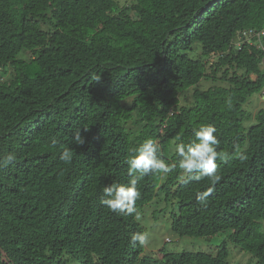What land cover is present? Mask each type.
Listing matches in <instances>:
<instances>
[{
  "label": "trees",
  "instance_id": "obj_1",
  "mask_svg": "<svg viewBox=\"0 0 264 264\" xmlns=\"http://www.w3.org/2000/svg\"><path fill=\"white\" fill-rule=\"evenodd\" d=\"M248 29L264 30V0H0V264H232L227 240L264 264V107L248 127L243 110L264 94V36L236 47ZM207 80L220 84L201 89ZM201 124L228 154L220 180L150 173L135 206L161 196L176 205L177 235L226 240L215 252L146 255L131 242L143 226L102 205L103 187L128 183L125 161L149 138L177 163L176 145Z\"/></svg>",
  "mask_w": 264,
  "mask_h": 264
},
{
  "label": "clouds",
  "instance_id": "obj_2",
  "mask_svg": "<svg viewBox=\"0 0 264 264\" xmlns=\"http://www.w3.org/2000/svg\"><path fill=\"white\" fill-rule=\"evenodd\" d=\"M99 81V78H97ZM231 104V101H228ZM87 131V128H84ZM217 129L211 124H201L193 129V139L187 144L178 143L176 145V153L178 162L169 165L164 159L158 155L159 149L156 142L149 138L143 141L139 146L133 149L125 161L128 165L129 180L127 184L112 183L103 187V196L100 203L113 212L135 215L136 220H140V213L135 204L140 193L137 189L140 177L150 173H169L175 168L183 170L190 180L201 181L208 178L213 184L220 180L218 175L217 160L228 158V154L220 153L217 147L220 141L216 135ZM73 143L82 146L85 138L81 135V128H77L72 133ZM54 145L55 140L52 142ZM235 154L241 160L245 159V155L239 151V146H235ZM15 157L9 154L4 158L2 163L4 166L11 163ZM60 159L65 163H71L73 160V149L65 148ZM212 189L197 195L200 203H205L206 199L211 195ZM131 242H137L144 246L148 242V234L144 232H134L131 234Z\"/></svg>",
  "mask_w": 264,
  "mask_h": 264
},
{
  "label": "rangeland",
  "instance_id": "obj_3",
  "mask_svg": "<svg viewBox=\"0 0 264 264\" xmlns=\"http://www.w3.org/2000/svg\"><path fill=\"white\" fill-rule=\"evenodd\" d=\"M133 0H118L119 4H130ZM190 55L193 57L201 56V49L199 43H195ZM264 67V60H263ZM0 75L6 76L3 70L0 69ZM216 83L220 84V80L215 82L207 80L201 81L199 87L201 89L207 88L209 85ZM192 90V88H189ZM190 99L189 93L181 95L182 103H187ZM264 107V94L255 93L243 105V110L247 113L248 118L244 120L246 127L255 123L254 114L259 109ZM176 209V205L167 202L161 196L155 197L151 202L145 204L140 210L139 223L144 228V233L148 234V242L144 245V254L155 255L159 249H166L167 251L181 252L183 250L197 251L204 250L208 252H215L216 248L226 240L228 231H222L211 237L205 236H179L171 227V213ZM261 229L264 231V219L261 222ZM227 242L228 261L232 264H254L256 258L250 252L242 250L238 245Z\"/></svg>",
  "mask_w": 264,
  "mask_h": 264
},
{
  "label": "built area",
  "instance_id": "obj_4",
  "mask_svg": "<svg viewBox=\"0 0 264 264\" xmlns=\"http://www.w3.org/2000/svg\"><path fill=\"white\" fill-rule=\"evenodd\" d=\"M264 36V30L256 31L253 29L243 30L239 33L238 39L235 41L236 47H241L244 41H250L252 38L256 37L260 40Z\"/></svg>",
  "mask_w": 264,
  "mask_h": 264
}]
</instances>
